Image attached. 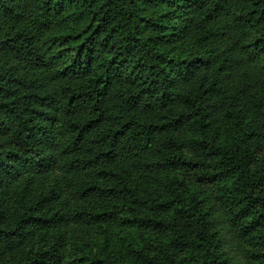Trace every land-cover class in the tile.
Returning a JSON list of instances; mask_svg holds the SVG:
<instances>
[{"label": "trees", "instance_id": "16d2710c", "mask_svg": "<svg viewBox=\"0 0 264 264\" xmlns=\"http://www.w3.org/2000/svg\"><path fill=\"white\" fill-rule=\"evenodd\" d=\"M0 264H264V0H0Z\"/></svg>", "mask_w": 264, "mask_h": 264}]
</instances>
